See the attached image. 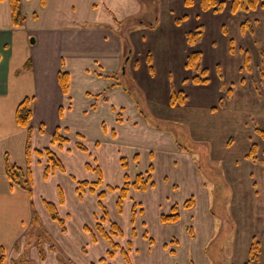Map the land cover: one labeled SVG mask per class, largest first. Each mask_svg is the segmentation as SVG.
<instances>
[{
	"label": "crops",
	"instance_id": "1",
	"mask_svg": "<svg viewBox=\"0 0 264 264\" xmlns=\"http://www.w3.org/2000/svg\"><path fill=\"white\" fill-rule=\"evenodd\" d=\"M176 1L162 0L164 9L157 16L158 23L163 16H169L166 21L161 22H168V26L172 28L171 34L166 36L167 48L154 46L156 48L153 51H146L144 54L148 73L145 76L153 77L155 65L159 63L158 71L164 75L163 81L167 87L164 103H155L160 108L159 115L154 112L155 118L161 120L160 125L154 121L155 118L153 122L147 120L145 113L139 110L127 93V86H121L112 79L113 73L120 69L122 59L127 56L125 47L129 45V39L133 41L144 36L138 37V33L142 35L143 32L130 28L128 39L120 31V22L126 23L131 17L141 14L142 5L139 0H20V10L24 18L16 26L12 24L9 0H0V253L1 250L4 252L3 264H12L13 260L25 253L27 257L23 235L27 234L32 224V197H36L39 225L43 223L45 229L56 237L65 253L76 259L77 264H193L190 255L193 259L196 257L195 262L198 264L212 263L206 259L205 251L210 237L214 234L212 219L215 215L211 209V198L215 190L209 189L205 179H201L199 168L191 156V149L178 142L182 137L192 143L191 136L196 137L195 134L190 136L187 122L176 118L177 107L185 106L189 100L188 94L182 103H169L170 95L176 91L168 86L172 75L178 72L177 68L188 69L185 61L189 52L178 51L177 46L178 42L183 44L186 34L182 36L179 33L178 36L174 32L176 25L186 21L188 16H174ZM179 1L184 10H189L194 4L193 1L191 4H186L185 0ZM198 2L200 5V0ZM151 18H154L153 14ZM154 29L152 27L150 31H146L151 32ZM153 41L156 43L159 37L153 35ZM129 57L134 58L131 72H134L133 78L136 79L140 63L132 48ZM61 70L68 73L66 93L62 91L58 81ZM191 76L181 78L182 83L194 84L189 79ZM184 78L189 80L184 81ZM141 88L149 89L143 86ZM26 96L31 98L28 155L25 150L27 128L17 125L15 121L16 107ZM239 101L243 106L250 102L246 97ZM145 112L149 114L147 109ZM171 118L179 120L180 126L186 130L180 129L177 132L173 126L175 124L170 122L174 121ZM55 131L67 140L52 141ZM78 144L83 145L84 149L79 148ZM45 147L50 148L60 159L63 171L55 169L44 176L47 159L37 151ZM249 148L241 155L246 158L245 161H232L224 166L227 184L223 181L222 183L226 192H230L225 202H248V214H251L253 221L246 225L247 229L252 225L251 230L242 236V220L237 222L238 237L235 244L229 247L234 255L239 251L241 258L246 261L251 240L255 237L260 243V252L256 261L252 262L264 264V221L258 220L260 205H264V163L260 160L264 156L261 147L257 152L259 160H252L247 157ZM140 160L145 163V170L141 172L151 166L153 185L145 190L130 188L122 201L121 210L116 206L119 191L106 189L108 194L106 192L102 199L107 210L103 228L109 231L110 221L117 223L113 217L118 215L120 218L122 211L129 208L130 214L125 212L122 217L125 221L128 219L130 235L135 237L133 225L143 213V208L132 200L130 191L147 190L146 205L156 207L154 218L160 222L161 214L169 213L175 203L179 206V218L171 223H160L155 219L148 225L150 230L161 235L162 245L160 249L156 247L155 253L150 251L133 261L131 253L136 248L129 240L121 246L114 239L119 236L116 234L113 235V240L127 252L128 258L123 257L121 248H118L113 257L105 258L111 246L96 229L97 219L102 216L96 192L103 190V184L105 187L108 185L107 172L103 170L119 165L124 182V174H127L124 171L130 164ZM7 163L30 169V193L9 182L6 175ZM97 168L101 171V184L94 193L87 186L79 195L77 181L85 180L83 177ZM154 171L161 172L159 183L153 178ZM96 173L94 178L91 177L93 179L87 181H96L98 172ZM137 173L132 178L128 177L129 180L132 181ZM123 182H120V186ZM213 185L217 187L216 183ZM257 186H260L259 189ZM40 193L45 196H40ZM109 195V209L114 213L113 217L107 209L106 198ZM190 197L193 205L189 208L183 207V203ZM43 200L56 205L64 229L58 221L50 218ZM127 200L129 202L126 203ZM160 202L163 204H159ZM236 205L233 207L234 212ZM133 206L135 216L132 219ZM223 211L224 207L220 208V212ZM233 217L236 218L235 214ZM165 225L170 226L169 231H164ZM203 226L205 227L201 234ZM145 231L143 229L141 236L147 239L144 237L147 235ZM121 233L123 235L122 230ZM151 233L149 232V242L153 241ZM166 242L183 252L179 261L175 259L176 254L166 258V251H176L171 247H168L169 250L165 248ZM46 246V257L43 258V254L31 248L30 262L23 264H46L51 259L55 264L54 246ZM222 248L223 246L220 247L221 250ZM173 256L174 259L169 260ZM102 257L104 259L100 261ZM219 260L226 264L225 258Z\"/></svg>",
	"mask_w": 264,
	"mask_h": 264
},
{
	"label": "rangeland",
	"instance_id": "2",
	"mask_svg": "<svg viewBox=\"0 0 264 264\" xmlns=\"http://www.w3.org/2000/svg\"><path fill=\"white\" fill-rule=\"evenodd\" d=\"M162 0H139L142 5L141 14L133 16L130 20H127L125 24L120 22V31L123 35L128 37V31L130 28L142 31V35L138 33V37L135 40L129 39V45H126L125 51L127 56L122 59L120 69L113 73L112 79L121 86L124 84L127 86L126 91L130 95L133 102L139 107V110L145 113L146 119L152 121L155 118L154 112L160 114L159 106H155V103L163 104V100H166V85L164 84V75L158 71L160 64L155 65V75L153 77H146L145 73L147 70L144 62V54L146 51H153L156 47L162 46L167 48L168 42L166 36L170 35L172 28L166 24H162L163 20H167L169 16L165 15L161 18L160 22L157 21V16L162 13L164 9ZM194 2L193 6L189 10L181 8L180 1L174 2L173 14L176 17H181L183 14H187L188 19L182 21L176 25L174 32H177L183 36L187 32L194 30L199 27L201 35L197 42L193 45L189 44L186 38L183 37V44L177 43L178 51L192 52L199 51L201 54L196 66L190 69L177 68L178 72L172 75V79L169 83V88L174 90L183 89L182 91L189 96L188 102L185 106L177 107L176 118L187 122L186 126L191 135V142L188 143V139L181 137L178 142L185 147L191 149V156L194 163L199 168V175L201 179H205L208 184V188L215 190L211 198V209L215 216H213L214 223V234L209 239V243L206 245V259L212 261L210 264H225L220 263L222 258L226 259V264H243L245 261L239 255V251L236 255L230 249V245H234L236 237H238L237 222L241 221V236L245 232L251 230L246 228L247 223H251V214H248V202L245 203H234L225 202V199L230 196V192H226L225 186L222 181L227 184L224 166L232 161L241 163L246 160L244 156H241L244 151L251 146L252 143L256 144L258 150L261 149L263 141L258 134V129H264V54H260L261 50H264V0L262 4L256 9L245 12L237 11L232 13L229 10V0H218L223 1V8L218 11L211 9L204 12L200 8L198 0H191ZM151 14L154 18H151ZM245 20H249L251 23L252 30L249 28L246 30L240 29V24ZM132 26V27H131ZM157 26V27H156ZM152 27H155L154 31H150ZM153 35L159 37V41L154 43ZM165 35V36H164ZM163 40V41H162ZM229 40L232 41L233 49L229 50ZM174 49V45L171 44ZM187 45V46H186ZM136 54L137 59L140 63L137 78H133L132 61L134 58L129 57L131 52ZM247 51L249 57V64L247 67L244 66L243 57ZM155 52H157L155 50ZM157 56V53L155 54ZM179 59V57H178ZM205 67L207 68V76L209 82L205 84H184L181 78L184 76H191L198 74L200 70ZM180 70V71H179ZM158 71V72H157ZM163 72V71H162ZM148 74V73H146ZM132 79V80H131ZM146 86H145V85ZM167 84V82H166ZM151 86V89L149 86ZM141 86L149 89H142ZM248 98L250 102L247 105L240 103L241 98ZM242 107H240V105ZM147 109V114L145 110ZM181 116V117H180ZM242 116V117H241ZM175 117V116H174ZM170 121L176 131L180 129L186 130L179 120L170 119ZM157 124L162 125L159 118L154 120ZM153 122V121H152ZM148 125H152L147 122ZM155 123V124H156ZM183 124V122L181 121ZM95 134V131H92ZM88 147V143H85ZM260 153V151H259ZM98 160V158H97ZM115 160V159H114ZM114 160H112L114 162ZM145 163L140 160L137 163L130 164L128 169L124 172L128 174L129 178H132L135 173L141 172L145 169L143 167ZM107 172L106 179L107 184H115L120 186L122 181L121 175L122 170L120 166L113 165L111 168L104 169L103 172ZM97 170H91L88 175L83 177L85 180L93 179ZM161 172L154 171L153 178L156 183L160 181ZM93 177V178H91ZM222 179V180H221ZM216 183L217 187L213 184ZM33 184V182H32ZM103 190L107 192V186L103 184ZM260 186H257L259 189ZM146 191H130L132 200L141 204L143 213L139 216L133 225L136 232L135 237L130 235V228L127 226V220L123 218V214L127 212L130 214L129 208L122 211V216L117 215L113 217L112 210L109 209L110 197L107 196L106 203L107 209L110 216L119 224L120 229L123 231L122 234L114 238L121 246L126 244V241H131L132 246L136 249H132L131 257L132 260H137L140 256L145 253L152 251L155 253L156 247L159 249L162 245L161 235L157 231H153L148 228V225L153 220L159 221L154 218L157 211L156 207H148L146 205ZM108 194V192H107ZM43 195L40 193V196ZM45 196V195H43ZM214 198V201L212 200ZM233 198V197H232ZM36 197L31 198L33 203V210L38 212L39 209L36 205ZM129 202L128 200L126 203ZM159 204H163L160 202ZM220 204V206H219ZM237 204V205H236ZM236 205V211L234 212L233 207ZM258 205V204H257ZM225 211L220 212V208ZM241 207V208H240ZM240 208V210H238ZM246 210V212H244ZM264 205H260L258 220L264 221ZM231 213H230V212ZM235 214L236 218L233 217ZM243 217V218H241ZM248 220V221H246ZM40 221V219H39ZM39 221L33 222L27 231V234L23 235L24 243L23 246L27 249V258L24 260L25 263L30 262V249L34 248L38 253L43 254V258L46 257L47 244L53 245L55 264H77L72 256H69L61 248V244L58 243L56 237H54L48 230L45 229L43 223L39 225ZM257 221V220H256ZM144 225L142 226V223ZM160 222V221H159ZM162 223V221L160 222ZM171 223V222H163ZM43 226L44 228H42ZM105 226H107L105 224ZM204 227L201 229V234L204 231ZM108 228V227H107ZM153 238L152 242H149V232ZM170 226L165 225L164 231H169ZM143 229L146 234L142 238L141 234ZM200 234V235H201ZM113 239V235L111 236ZM133 237V238H132ZM118 238V239H117ZM120 239V240H119ZM165 248L168 247L175 249V253L167 252L166 258L172 254H176L175 259L180 260L183 252L178 247L166 242ZM151 245V246H150ZM222 250L220 247H222ZM191 246H189L190 248ZM118 248L116 249V251ZM193 264L196 257L190 255ZM108 258V257H105ZM110 258V257H109ZM205 258V257H203ZM174 259L170 257L169 260ZM216 260V261H215ZM244 260V261H243ZM45 264V262H44ZM46 264H54L53 259L49 260ZM253 264V262H251Z\"/></svg>",
	"mask_w": 264,
	"mask_h": 264
},
{
	"label": "trees",
	"instance_id": "3",
	"mask_svg": "<svg viewBox=\"0 0 264 264\" xmlns=\"http://www.w3.org/2000/svg\"><path fill=\"white\" fill-rule=\"evenodd\" d=\"M230 1V7L229 10L232 13H235L239 10L241 11H251L256 9L259 5L262 4V0H229ZM20 0H9V6H10V11H11V17H12V24L13 25H19L23 21L24 16L21 13L20 10ZM191 0H185L186 4H191ZM223 1H218V0H200V8L204 11L206 10H213V11H218L223 8ZM249 28V30H252L251 23L249 20H245L240 24V29L241 30H246ZM201 31L199 27H196L194 30H191L187 32L186 34V40L189 44H194L197 42L201 35ZM232 41H230V47L229 50H232ZM260 54H264V50H261ZM201 54L199 51H192L189 52L186 61H185V67L190 69L196 66L198 60L200 59ZM244 66L247 67L249 64V57L247 55V51H245L244 54ZM150 64V63H149ZM150 66V65H149ZM207 68L203 67L198 74H195L191 76L189 79L197 84H205L209 82V77L207 76ZM264 75V72H263ZM188 78H184V81L189 80ZM58 81L61 86V89L63 92H67L68 89V73L65 70H61L58 73ZM186 95L182 90H178L173 92L170 95L169 103L171 105H175L177 103H182L186 99ZM30 119H31V98L26 96L24 97L17 105L16 110H15V121L17 125L26 127L27 132H28V138L26 142V154L28 155V152L30 150ZM258 134L261 137L263 144H262V154L264 156V129H258ZM67 140L66 137L61 136L58 131H55L52 135V141H59L63 142ZM78 147L81 149H84L83 145L78 144ZM258 147L256 144L252 143L249 151L247 153V157H250L252 160H259L258 157ZM38 154H44L47 159V163L44 168V176H47L49 173L53 172L55 169L59 170H64L63 164L61 163L60 159L56 156V154L48 147L43 148L42 150L37 151ZM260 160L264 163V157ZM150 170L151 166H149L148 170L145 172H138L134 179L132 181L129 180L127 174H124V182L121 186H110L107 185V190H118L119 195L116 200V206L118 210H121V205L123 199L128 195V192L130 188L135 189V190H145L147 187L153 185V181H151V175H150ZM98 172V178L96 181L89 182L87 180H80L77 181V192L79 195L82 193L85 187L89 186L90 191L93 193L95 192L96 188L101 184L102 182V176H101V171L97 168ZM6 175L11 184H16L27 190L29 193L31 192V186H30V169L28 167L22 168L18 165L15 164H6ZM96 195L99 199L98 201V206L102 212V216L97 219L96 223V229L102 234V236L107 239L110 243L111 249L107 250L106 252V257H113V255L116 252L117 248H121L117 242H115L112 239V235H118L122 234L121 229L119 225L113 221H110L109 223V231H106L103 228V221L105 219V216L107 215V210L105 205L102 202V199L106 196V191L100 190L96 192ZM43 204L45 209L48 211L49 216L51 219L58 221V223L62 226L64 229V223L63 220L59 217L58 211L56 209V205L47 200H43ZM193 205V199L192 197L188 198L184 203L183 207L189 208ZM179 206L178 204H173L171 206V209L169 213L166 214H161L160 219L162 222H175L179 218ZM135 206H133L132 210V219L134 218L135 214ZM39 218L38 214L36 211L33 210L32 212V223L37 222L38 223ZM123 257L125 259L128 258L127 252L124 249H120ZM260 252V243L258 239L255 237L252 238L249 249H248V256L246 261L243 262V264H250L252 261H256L258 255ZM26 254V253H25ZM23 255L22 257L17 258L16 260H13L12 264H23L24 260L27 258L26 255ZM42 254V253H41ZM4 252L1 250L0 253V264L4 263ZM104 257L100 258L99 260L102 261Z\"/></svg>",
	"mask_w": 264,
	"mask_h": 264
},
{
	"label": "bare ground",
	"instance_id": "4",
	"mask_svg": "<svg viewBox=\"0 0 264 264\" xmlns=\"http://www.w3.org/2000/svg\"><path fill=\"white\" fill-rule=\"evenodd\" d=\"M123 24H125V23H123Z\"/></svg>",
	"mask_w": 264,
	"mask_h": 264
},
{
	"label": "water",
	"instance_id": "5",
	"mask_svg": "<svg viewBox=\"0 0 264 264\" xmlns=\"http://www.w3.org/2000/svg\"><path fill=\"white\" fill-rule=\"evenodd\" d=\"M31 40H33V39H31Z\"/></svg>",
	"mask_w": 264,
	"mask_h": 264
}]
</instances>
